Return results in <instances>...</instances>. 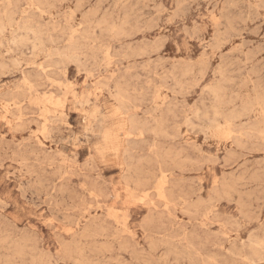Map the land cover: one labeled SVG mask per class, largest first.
Returning a JSON list of instances; mask_svg holds the SVG:
<instances>
[{"label": "rangeland", "instance_id": "1", "mask_svg": "<svg viewBox=\"0 0 264 264\" xmlns=\"http://www.w3.org/2000/svg\"><path fill=\"white\" fill-rule=\"evenodd\" d=\"M0 28V264H264V0H0Z\"/></svg>", "mask_w": 264, "mask_h": 264}, {"label": "bare ground", "instance_id": "2", "mask_svg": "<svg viewBox=\"0 0 264 264\" xmlns=\"http://www.w3.org/2000/svg\"><path fill=\"white\" fill-rule=\"evenodd\" d=\"M99 1H101V0H99ZM230 1H231V0H230ZM225 3H226V2H225ZM233 3H234V2H233ZM233 3H232V4H233ZM237 3H238V1H237ZM248 3H249V2H248ZM248 3H247V4H248ZM142 4H143V3H142ZM177 4H180V3H177ZM93 5H94V4H93ZM190 5H191V4H190ZM235 5H236V4H235ZM239 5H240V4H239ZM142 6H143V5H142ZM249 6H250V4H249ZM73 7H74V6H73ZM176 7H177V6H176ZM178 7H179V5H178ZM207 7H208V6H207ZM233 7H234V6H233ZM240 7H242V6H240ZM156 8H157V7H156ZM247 8H248V7H247ZM21 9H22V8H21ZM151 9H152V8H151ZM235 9H236V8H235ZM224 10H225V9H224ZM220 11H221V10H220ZM232 11H234V10H232ZM240 11H241V10H240ZM249 12H251V11H249ZM182 13H183V12H182ZM216 13H217V11H216ZM230 13H232V12H230ZM246 13H247V12H246ZM249 14H250V13H249ZM232 16H233V15H232ZM235 16H236V15H235ZM249 16H250V15H249ZM253 16H254V15H253ZM48 17H49V16H48ZM230 17H231V16H230ZM257 17H258V16H257ZM241 18H243V17H241ZM251 18H252V17H251ZM223 20H224V19H223ZM227 20H228V19H227ZM220 21H221V20H220ZM233 21H234V20H233ZM251 21H254V20H251ZM225 22H226V21H225ZM227 22H228V21H227ZM227 22H226V24H227ZM255 22H256V21H255ZM232 23H233V22H232ZM174 25H175V24H174ZM235 25H236V24H235ZM246 25H247V24H246ZM255 25H256V24H255ZM192 26H193V25H192ZM228 26H229V25H228ZM230 26H231V25H230ZM231 27H232V26H231ZM237 27H238V26H237ZM239 27H240V26H239ZM146 28H147V27H146ZM224 28L226 29V27H223V29H224ZM229 28H230V27H229ZM232 28H233V27H232ZM0 29H1V28H0ZM230 29H231V28H230ZM8 30H9V29H8ZM75 30H77V29H75ZM235 31H236V30H235ZM243 31H244V30H243ZM243 31H242V33H243ZM225 32H226V31H225ZM237 32H238V31H237ZM26 33H27V32H26ZM28 33H30V32H28ZM37 33H38V32H37ZM218 33H220V32H218ZM34 34H35V33H34ZM34 34H32V36H34ZM244 34H245V33H244ZM247 34H248V33H247ZM251 34H252V33H251ZM184 35H185V34H184ZM224 35H227V34H224ZM49 37H50V36H49ZM221 37H222V36H221ZM218 38H219V37H218ZM222 38H223V37H222ZM35 40H36V39H35ZM215 42H216V41H215ZM51 43H52V42H51ZM259 44H260V43H259ZM36 45H37V42H36ZM40 45H41V44H40ZM216 45H217V44H216ZM220 45H221V44H220ZM261 45H262V44H261ZM253 47H254V46H253ZM253 47H252V48H253ZM260 48H262V47H260ZM258 49H259V47H258ZM249 50H250V48H249ZM255 50H256V49H255ZM245 51H247V50H245ZM248 52H249V51H248ZM30 53H31V52H30ZM180 53H181V52H180ZM250 53H252V52H250ZM253 53H254V52H253ZM261 53H262V52H261ZM258 54H259V53H258ZM263 54H264V53H263ZM4 55H5V54H4ZM66 56H67V55H66ZM83 56H84V55H83ZM249 56H250V55H249ZM59 59H60V58H59ZM245 59H246V58H245ZM73 60L75 61L74 58H73ZM243 60H244V59H243ZM248 60H249V59H248ZM253 60H254V59H253ZM112 61H113V60H112ZM260 61H261V60H260ZM75 62H76V61H75ZM219 62H220V61H219ZM245 62H246V61H245ZM40 63H41V62H40ZM251 63H252V62H251ZM251 63H250V64H251ZM258 63H260V62H258ZM247 64H248V63H247ZM72 65H73V64H72ZM242 65H243V64H242ZM227 66H228V65H227ZM229 66H230V65H229ZM261 67H262V66H261ZM261 67H260V68H261ZM219 69H220V68H219ZM258 69H259V68H258ZM262 69H263V68H262ZM217 70H218V69H217ZM220 70H221V69H220ZM220 70H219V71H220ZM241 70H242V68H241ZM241 70H240V71H241ZM252 70H253V69H252ZM43 71H44V70H43ZM78 71H79V69H78ZM173 71H174V70H173ZM100 72H101V71H100ZM224 72H225V71H224ZM224 72H223L222 74H224ZM237 72H238V71H237ZM253 72H254V71H253ZM257 72H258V71H257ZM191 73H192V71H191ZM234 73H235V72H234ZM234 73H233V74H234ZM249 73H250V72H249ZM262 73H264V72H262ZM31 74H32V73H31ZM31 74H30V76H31ZM219 74H220V72H219ZM250 75H251V74H250ZM86 76H87V75H86ZM199 77H200V76H199ZM247 77H248V76H247ZM85 78H86V77H85ZM212 78H213V77H212ZM219 79H220V78H219ZM256 79H257V77H256ZM259 80H260V79H259ZM259 80H258V81H259ZM169 81H170V80H169ZM230 81H231V80H230ZM170 82H171V81H170ZM233 82H234V81H233ZM254 82H255V80H254ZM256 82H257V81H256ZM223 83H224V81H223ZM223 83H222V84H223ZM225 83H226V81H225ZM227 83H229V82H227ZM217 84H218V80H217ZM219 84H220V83H219ZM231 84H232V82H231ZM241 84H242V83H241ZM64 86H65V85H64ZM178 86H179V85H178ZM259 86H260V85H259ZM69 87H70V86H69ZM69 87H68V88H69ZM256 87H257V86H255V88H256ZM218 88H219V86H218ZM220 88H221V87H220ZM222 88H223V87H222ZM259 88H260V87H259ZM208 89H209V91H210V88H208ZM212 89H213V88H212ZM225 89H226V88H224V90H225ZM251 89H252V88H251ZM65 90H66V89H65ZM108 90H109V89H108ZM111 90H113V89H111ZM104 91H105V90H104ZM109 91H110V90H109ZM206 91H207V90H206ZM209 91H208V92H209ZM263 91H264V90H263ZM117 92H118V91H117ZM106 93H107V92H106ZM211 93H212V92H211ZM214 93H215V92H214ZM214 93H213V94H214ZM217 93H218V92H217ZM252 93H253V92H252ZM72 94H73V93H72ZM209 94H210V93H209ZM229 95H230V94H229ZM231 95H232V94H231ZM231 95H230V97H231ZM44 96H45V95H44ZM44 96H42V97H44ZM48 96H49V95H48ZM258 96H259V95H258ZM112 97H113V96H112ZM115 97H116V96H115ZM212 97H213V95H212ZM215 97H216V96H215ZM215 97H214V98H215ZM253 98H254V96H253ZM263 99H264V98H263ZM66 100H67V99H66ZM210 100H211V99H210ZM213 100H214V99H213ZM251 100H252V99H251ZM262 101H263V100H262ZM262 101H261V102H262ZM12 102H13V101H12ZM57 102H59V100H58ZM10 103H11V102H10ZM10 103H9V104H10ZM31 103H32V102H31ZM40 103H41V102H40ZM50 103H51V102H50ZM88 103H89V102H88ZM88 103H87V105H88ZM221 103H222V102H221ZM227 103H228V102H227ZM230 103H231V102H230ZM250 103H251V102H250ZM252 103H253V102H252ZM257 103H258V102H257ZM9 104H8V105H9ZM79 104H80V103H79ZM85 104H86V103H85ZM253 104H254V103H253ZM258 104H259V103H258ZM54 105H55V104H54ZM58 105H60V104H58ZM117 105H118V104H117ZM251 105H252V104H251ZM43 106H44V105H43ZM43 106H42V107H43ZM51 106L53 107V105H51ZM218 106H219V105H218ZM57 107H58V106H57ZM80 107H81V106H80ZM80 107H79V108H80ZM259 107H260V106H259ZM9 109H10V108H9ZM210 109H211V107H210ZM214 109H215V108H214ZM216 109H217V108H216ZM216 109H215V110H216ZM243 109H244V108H243ZM259 109H260V108H259ZM2 110H3V109H2ZM7 110H8V108H7ZM8 111H9V110H8ZM242 111H243V110H242ZM233 112H234V111H233ZM243 112H244V111H243ZM243 112H242V113H243ZM262 112H263V111H262ZM45 113H46V112H45ZM47 113H48V111H47ZM206 113H207V111H206ZM206 113H205V114H206ZM227 113H228V112H227ZM247 113H248V112H247ZM87 114H88V113H87ZM225 114H226V113H225ZM243 114H245V112H244ZM61 115H62V114H61ZM212 115H215V114H212ZM216 115H217V114H216ZM216 115H215V116H216ZM230 115H231V113H230ZM237 115H238V112H237ZM204 116H205V115H204ZM224 116H225V115H224ZM233 116H234V115H233ZM196 117H197V116H196ZM216 117H217V116H216ZM228 117H229V116H228ZM231 117H232V115H231ZM236 117H237V116H236ZM253 117H254V116H253ZM41 118H42V117H41ZM187 118H188V117H187ZM19 119H20V118H19ZM206 119H207V118H206ZM227 119H228V118H227ZM230 119H231V118H230ZM233 119H234V118H232V120H233ZM237 119H238V118H237ZM17 121H18V120H17ZM94 121H95V120H94ZM246 121H247V120H246ZM93 123H94V122H93ZM187 123H188V121H187ZM262 124H263V122H262ZM227 125H228V124H227ZM229 125H230V124H229ZM241 125H242V123H241ZM42 126H43V125H42ZM68 127H69V126H68ZM217 127H218V126H217ZM217 127H216V128H217ZM228 127H229V126H228ZM251 127H252V126H251ZM218 128H219V127H218ZM227 129H228V128H227ZM217 131H219V130H217ZM217 131H216V133H217ZM224 131H225V130H224ZM31 132H32V130H31ZM42 132H43V131H41L40 134H41ZM45 132H46V130H45ZM225 132H226V131H225ZM227 132H228V131H227ZM227 132H226V133H227ZM35 133H36V132H35ZM37 133H38V132H37ZM226 133H225V134H226ZM231 134H232V133H231ZM35 135H36V134H35ZM145 135H146V134H145ZM202 135H203V134H202ZM220 135H221V134H220ZM98 136H99V135H98ZM156 136H157V135H156ZM176 136H177V135H176ZM179 136H180V135H179ZM230 136H231V135H230ZM130 137H131V136H130ZM165 137H166V136H165ZM203 137H204V136H203ZM223 137H224V136H223ZM226 137L228 138L227 134H226ZM167 138H168V136H167ZM215 138H216V137H215ZM218 138H219V137H218ZM228 141H229V140H228ZM261 141H262V140H261ZM224 142H225V141H224ZM219 145H220V144H219ZM237 145H238V144H237ZM238 146H239V145H238ZM235 148H236V147H235ZM239 149H240V147H239ZM176 153H177V152H176ZM179 154H180V153H179ZM204 154H205V153H204ZM230 154H231V153H230ZM163 155H164V153H163ZM169 155H170V154H169ZM176 155H177V154H176ZM223 155H224V154H223ZM207 157H208V156H207ZM230 157H231V156H230ZM184 158H185V157H184ZM214 158H215V157H214ZM219 158H220V157H219ZM215 159H216V158H215ZM182 160H183V159H182ZM217 160H218V159H217ZM222 160L224 161V159H222ZM140 161H141V160H140ZM163 161H164V160H163ZM180 161H181V159H180ZM186 161H188V160H186ZM207 161H208V160H207ZM23 163H24V162H23ZM210 163H211V162H210ZM216 163H217V162H216ZM181 164H182V163H181ZM256 165H257V164H256ZM258 167H259V166H258ZM206 168H207V167H206ZM249 169H250V168H249ZM261 169L263 170V168H261ZM22 171H23V170H22ZM26 171H27V169H26ZM257 172H259V170H258ZM161 174H162V173H161ZM164 175H165V174H164ZM164 175H163V176H164ZM166 175H167V174H166ZM229 175H230V174H229ZM229 175H228V176H229ZM243 175H244V174H243ZM253 175H254V174H253ZM232 176H233V175H232ZM251 176H252V175H251ZM261 176H264V175H261ZM165 177H166V176H165ZM165 177H164V178H165ZM239 177H240V176H239ZM243 177H244V176H243ZM243 177H242V178H243ZM253 177H254V176H253ZM255 177H256V176H255ZM166 179H167V178H166ZM230 179H231V178H230ZM248 179H249V177H248ZM234 180H235V179H234ZM234 180H232V181L234 182ZM236 180H237V179H236ZM238 180H239V179H238ZM250 180H251V179H250ZM254 180H255V179H254ZM160 181H161V180H160ZM224 181H225V179H224ZM227 181L229 182V180H227ZM255 181H256V180H255ZM158 182H159V181H158ZM162 182H163V181H162ZM220 182H221V181H220ZM228 182H227V185H228ZM238 182H239V181H238ZM242 182H243V181H241V183H242ZM223 183H224V182H223ZM166 184H167V183H166ZM233 184H234V183H233ZM160 185L162 186L163 183L160 184ZM160 185H158V186H160ZM220 185H221V184H220ZM220 185H219V186H220ZM227 185H226V186H227ZM234 185H235V184H234ZM245 185H246V184H245ZM242 186H243V185H242ZM221 187H222V186H221ZM223 187H225V186L223 185ZM223 187H222V188H223ZM127 188H128V187H127ZM232 188H233V187H232ZM242 188H243V187H242ZM128 189H129V188H128ZM158 189H159V187H158ZM158 189H157V191H158ZM229 189H230V188H229ZM234 189H235V188H234ZM236 189H237V188H236ZM254 189H255V188H254ZM254 189H253V190H254ZM159 190H160V189H159ZM227 190H228V189H227ZM237 191H238V190H237ZM263 191H264V190H263ZM158 192H159V191H158ZM158 192H157V193H158ZM162 192H163V190H162ZM234 192H235V191H234ZM241 192H243V191H241ZM246 192H247V191H246ZM246 192H245V193H246ZM260 192H261V191H259L258 193L260 194ZM90 193H91V192H90ZM247 193H248V192H247ZM247 193H246V194H247ZM250 193H251V194H249V193H248V194H249V195H253L252 192H250ZM145 194H146V193H145ZM160 194H161V193H160ZM163 194H164V193H163ZM237 194L239 195V193H237ZM248 194H247V196H248ZM130 195H131V192H130ZM147 195H148V193H147ZM157 195H158V194H157ZM225 195H226V193H225ZM143 196H144V195H143ZM159 196H160V195H159ZM240 196H242V194H241ZM146 197H147V196H146ZM124 198H125V197H124ZM161 198H162V196H161ZM161 198L159 197V199H161ZM163 198H164V196H163ZM236 198H237V197H236ZM255 199H256V197H255ZM142 200H143V199H142ZM164 200L166 201V199H164ZM140 201H141V200H140ZM254 201H255V200H254ZM193 202H194V201H193ZM139 203H140V202H139ZM141 203H142V201H141ZM170 204H171V203H170ZM241 204H242V203H241ZM173 205H174V204H173ZM192 205H193V204H192ZM244 205H245V204H244ZM239 207H240V206H239ZM249 208H250V207H249ZM164 209H165V208H164ZM179 209H180V208H179ZM112 210H113V209H112ZM239 210H241V209H239ZM184 212H185V210H184ZM238 212H239V211H238ZM109 213H111V212H109ZM114 213H115V211H114ZM117 213H118V212H117ZM112 214H113V212H112ZM118 214H119V213H118ZM215 214H216V213H215ZM113 216H114V215H113ZM121 219H122V217H121ZM114 220H115V219H114ZM116 220H117V219H116ZM125 220H126V218H125ZM123 222H124V221H123ZM126 222H127V221H126ZM263 223H264V222H263ZM117 225H118V224H117ZM117 225H116V226H117ZM123 228H124V227H123ZM124 229H125V231H126V228H124ZM103 231H104V230H103ZM125 231H124V232H125ZM130 231H131V230H130ZM71 232H72V231H71ZM124 232H123V233H124ZM191 234H192V233H191ZM122 235H123V234H122ZM96 236H97V235H96ZM104 236H105V235H104ZM82 237H83V236H82ZM230 238H231V237H230ZM246 240H247V239H246ZM166 241H167V240H166ZM256 241H257V240H256ZM241 242H242V241H241ZM188 243H189V242H188ZM169 244H170V243H169ZM175 244H176V243H175ZM253 244H254V243H253ZM253 244H252V246H253ZM255 244H256V243H255ZM255 244H254V245H255ZM190 245H191V244H190ZM257 245H258V244H257ZM263 245H264V244H263ZM188 246H189V245H188ZM249 246H250V245H249ZM261 246H262V245H261ZM191 247H192V246H191ZM258 247L260 248L259 245H258ZM252 248H253V247H252ZM88 249H89V248H88ZM93 249H94V248H93ZM171 249H173V248H171ZM254 249H255V248H254ZM94 251H95V250H94ZM99 251H100V249H99ZM99 251L97 250V252H99ZM167 251H168V250H167ZM169 251H170V250H169ZM257 251H258V250H257ZM170 252H171V251H170ZM254 252H256V249L253 250L252 253H254ZM259 252H260V251H259ZM167 253H169V252H167ZM187 253H188V252H187ZM194 253H195V252H194ZM180 254H181V253H180ZM199 254H200V253H199ZM257 254H258V253H256V256H257ZM176 255H177V254H176ZM209 255H210V254H209ZM209 255H208V256H209ZM253 255H255V253H254ZM177 256H178V255H177ZM201 256H202V255H201ZM256 256H255V257H256ZM161 258H162V257H161ZM258 258H260V256H259ZM163 259H164V257H163ZM206 259H208V258H206ZM256 259H257V258H256ZM107 260H108V259H107ZM164 260H166V259H164ZM174 260H176V259H174ZM178 260H179V259H178ZM204 260H205V259H204ZM260 260H261V259H260ZM45 261H46V260H45ZM117 261H118V260H117ZM188 261H190V260H188ZM252 261H253V260H252ZM257 261H259V260H257ZM85 262H86V261H85ZM87 262H88V261H87ZM204 262H205V261H204ZM263 262H264V261H263ZM88 263H89V262H88ZM188 263H189V262H188ZM190 263H191V262H190ZM250 263H252V262H250ZM49 264H50V263H49ZM170 264H171V263H170ZM191 264H192V263H191Z\"/></svg>", "mask_w": 264, "mask_h": 264}]
</instances>
